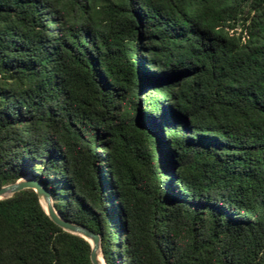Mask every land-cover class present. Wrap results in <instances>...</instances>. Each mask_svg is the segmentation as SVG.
<instances>
[{
    "label": "trees",
    "instance_id": "16d2710c",
    "mask_svg": "<svg viewBox=\"0 0 264 264\" xmlns=\"http://www.w3.org/2000/svg\"><path fill=\"white\" fill-rule=\"evenodd\" d=\"M30 173L106 264H264V0H0V187ZM91 251L0 199V264Z\"/></svg>",
    "mask_w": 264,
    "mask_h": 264
},
{
    "label": "water",
    "instance_id": "95a60500",
    "mask_svg": "<svg viewBox=\"0 0 264 264\" xmlns=\"http://www.w3.org/2000/svg\"><path fill=\"white\" fill-rule=\"evenodd\" d=\"M24 177L25 176H22L13 183H9V184L1 186L0 187V199L11 197L14 193L20 190H23L25 188H34L40 197L42 205L44 206L45 210L47 211L49 216L52 218V220L55 221L64 230L81 235L82 237L87 239L91 243V246H92L91 259L93 263L100 264L99 259H98L99 252L102 254L100 235L82 224L64 219L53 207L50 201V192L41 184V182L32 178L28 182L22 183L21 180ZM44 203L47 204V208L45 207Z\"/></svg>",
    "mask_w": 264,
    "mask_h": 264
},
{
    "label": "bare ground",
    "instance_id": "6f19581e",
    "mask_svg": "<svg viewBox=\"0 0 264 264\" xmlns=\"http://www.w3.org/2000/svg\"><path fill=\"white\" fill-rule=\"evenodd\" d=\"M30 179H32L31 177H29V176H25L24 178H22V183H26V182H28ZM45 204V207L47 208V204L46 203H44ZM98 259H99V262H100V264H105V261H104V259H103V257H102V254L99 252V255H98Z\"/></svg>",
    "mask_w": 264,
    "mask_h": 264
},
{
    "label": "rangeland",
    "instance_id": "374dc122",
    "mask_svg": "<svg viewBox=\"0 0 264 264\" xmlns=\"http://www.w3.org/2000/svg\"><path fill=\"white\" fill-rule=\"evenodd\" d=\"M42 162L41 161H38L37 162V164L38 165H40ZM38 167V166H37ZM36 167V168H37ZM36 174H37V172H35ZM35 173L34 174H27V175H25V176H29V177H31V178H34V179H36V177H35ZM50 201H51V203H52V205H53V207H54V202H55V198L50 194ZM55 208V207H54Z\"/></svg>",
    "mask_w": 264,
    "mask_h": 264
}]
</instances>
